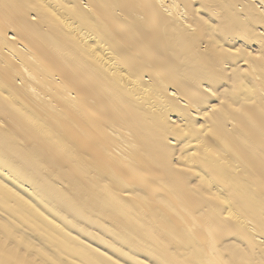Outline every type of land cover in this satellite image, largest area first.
I'll return each instance as SVG.
<instances>
[{
  "label": "bare ground",
  "instance_id": "6f19581e",
  "mask_svg": "<svg viewBox=\"0 0 264 264\" xmlns=\"http://www.w3.org/2000/svg\"><path fill=\"white\" fill-rule=\"evenodd\" d=\"M0 264H264V0H0Z\"/></svg>",
  "mask_w": 264,
  "mask_h": 264
}]
</instances>
